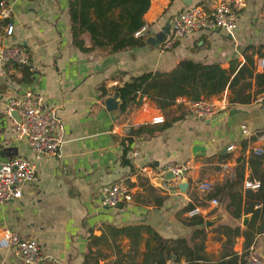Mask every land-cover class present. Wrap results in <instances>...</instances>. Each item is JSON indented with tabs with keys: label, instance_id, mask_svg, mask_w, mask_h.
I'll use <instances>...</instances> for the list:
<instances>
[{
	"label": "crops",
	"instance_id": "crops-1",
	"mask_svg": "<svg viewBox=\"0 0 264 264\" xmlns=\"http://www.w3.org/2000/svg\"><path fill=\"white\" fill-rule=\"evenodd\" d=\"M4 1L13 9L3 25L12 23L14 30L6 35L0 28V33L6 42L23 45L30 63L22 67L0 59V159L33 157L36 178L22 183L21 197L0 202V264H28L7 244L5 229L39 239L45 255L39 264H147V254L158 244L154 231L170 246L179 237L191 241L194 229L205 225L185 220L196 213L206 217L219 208L226 212V222L205 226L207 257L201 264L218 263L233 253L242 264H251L254 253L264 260V213L254 223L249 246L244 233L254 209L262 206L255 201V190L244 185L247 178H261L264 170V158L253 151L262 143L257 133L264 129V93L256 94L254 78L207 98L221 106L213 116H194L193 100L186 96L165 108L144 96L142 104L130 111L118 109L115 119L105 103L116 86L132 75L169 70L182 59L229 67L233 61L244 62L245 52L264 50V0H246L232 33L198 30L171 48L145 40L119 51L110 47L85 51L73 42L70 0ZM220 1L151 0L143 15L150 28L145 36L171 23L189 5L210 9ZM84 36L91 45L89 34ZM255 57L257 70H262L260 56ZM29 91L40 96L44 106L54 107L61 118L62 126L56 129L62 138L58 154L35 158L29 141L18 135L20 117L8 113L6 102L9 96ZM249 93L250 101H244ZM234 108L238 110L230 114ZM157 116L163 119L155 121ZM243 124L250 133L242 131ZM231 144L234 148L229 149ZM135 148L140 155L134 154ZM173 160L190 161L186 192L181 191L180 181L161 172ZM225 162L236 174L223 168ZM204 181L211 182L210 190L200 187ZM118 182L128 184L133 199L117 206L103 204L102 187ZM211 192L216 195L207 197ZM214 197L217 204L211 202ZM233 199L240 206V217L231 213ZM189 203L195 208L186 209ZM225 224L240 225L242 232L229 237ZM167 252L175 254L173 249L163 254ZM174 257L167 264H175ZM180 259L185 262L186 254Z\"/></svg>",
	"mask_w": 264,
	"mask_h": 264
},
{
	"label": "trees",
	"instance_id": "trees-1",
	"mask_svg": "<svg viewBox=\"0 0 264 264\" xmlns=\"http://www.w3.org/2000/svg\"><path fill=\"white\" fill-rule=\"evenodd\" d=\"M150 3L151 0H70L69 12L72 21L73 42L85 51L106 47H110L112 51H119L126 47L144 44L145 38L135 36L134 32L145 23L143 15L149 8ZM86 33L90 36L91 45L86 44L84 36ZM256 53L260 58H264V50L260 48L258 50L254 49L251 53L245 52L246 59L244 62L239 64V62L235 63L233 61L229 67L223 66L220 62L182 59L169 70H149L132 75L130 79L124 81L123 84H118L115 88V91L119 90L121 93L119 109L121 112L130 111L135 105L142 104L144 96L153 98L161 108L174 103L180 96H186L192 100L207 99L222 92L227 87L234 88L238 86L243 79L247 78L255 79L257 84L256 94L264 93V63L263 69L257 70ZM102 89L104 90V88ZM243 99L244 101H250L251 93ZM129 139L131 141L132 138ZM257 157L262 160L264 152ZM234 174H236L235 171ZM259 179L261 180V186L258 189H253L255 190L253 195L255 201L258 200L262 203V206L254 209L253 218L247 224V229L244 230L246 246L253 243L254 223L264 213V170L262 177ZM213 195L216 194L211 192L207 197H213ZM232 204L235 205V208L231 213L235 217H240L239 204L237 205L234 199L229 202V206ZM192 208H195L193 203H189L186 207V209ZM204 221L205 217L199 213L185 220L186 223L191 225L204 223ZM224 226L229 237L242 232L240 225L225 224ZM140 228H143V226L141 225ZM149 229L153 230L151 227ZM132 231L138 233L139 230L132 227ZM154 234L158 244L154 250L147 254V264H167V259L172 255H175V264H201V261L207 257L204 253L203 241L206 234L205 226L194 229L191 234V241L186 237L175 239V246L167 244L157 232L154 231ZM198 237L201 239L196 241ZM228 239L230 240V238ZM166 249L168 251L173 249L175 254L167 252L165 256L163 251ZM183 253L187 256L185 262L180 259ZM238 260L239 255L233 253L229 258L211 264H242Z\"/></svg>",
	"mask_w": 264,
	"mask_h": 264
},
{
	"label": "built area",
	"instance_id": "built-area-1",
	"mask_svg": "<svg viewBox=\"0 0 264 264\" xmlns=\"http://www.w3.org/2000/svg\"><path fill=\"white\" fill-rule=\"evenodd\" d=\"M246 4V0H221L215 7L206 9L202 4L189 5L172 18L171 30L166 39L162 42V48H171L178 40L192 34L198 30L223 29L234 32L238 27V18L241 8ZM0 28H5L6 35L11 34L14 25L8 23L3 25V20L10 16L12 5L4 0L0 1ZM150 28L143 24L135 30L134 34L145 38ZM0 59L3 61L17 62L22 67L30 63V56L25 47L17 43L5 41V35L0 33ZM264 63V58H260ZM7 111L10 114L13 110H18L20 120L17 122L18 135L26 138L31 144L35 158L43 154H58L61 149L62 138L56 133V129L61 127V118L54 107L44 106L42 98L33 92H26L23 95L9 96L6 102ZM190 111L194 116H213L221 111V106L209 99L202 98L191 102ZM162 116L155 117V121L162 120ZM245 134L250 133L247 124L242 125ZM262 143L253 148L257 154L264 152V129L257 133ZM234 148V144L229 145V149ZM136 156L140 155V150H133ZM223 168L228 173H233L234 169L228 163H223ZM190 168L189 160L168 161L161 168L162 173H173V177L178 181L187 177ZM144 170L150 171L144 166ZM36 178V165L33 157L17 155L9 159H0V202H5L11 198H18L22 195L21 185L23 182L32 181ZM244 185L252 189L261 186L259 178H247ZM200 187L210 190L211 182L204 181ZM102 202L108 206H117L125 201L133 199V192L128 184L124 182L112 183L102 187ZM211 202L217 204L218 198H211ZM4 239L7 244L13 246L28 264H39L44 258L40 241L37 237L24 238L11 229H5ZM251 264H264V260L258 254H251Z\"/></svg>",
	"mask_w": 264,
	"mask_h": 264
},
{
	"label": "water",
	"instance_id": "water-1",
	"mask_svg": "<svg viewBox=\"0 0 264 264\" xmlns=\"http://www.w3.org/2000/svg\"><path fill=\"white\" fill-rule=\"evenodd\" d=\"M170 30H171V23L167 22L164 26H162L161 30L148 34L145 37V40H146V42H148L154 46H160L162 44V42L166 39ZM105 103H106L107 108L110 111V114L115 119L118 115V109L120 108V105H121V93H120V91L116 90L112 94L108 95L105 98ZM237 110L238 109L234 108L229 113L231 114L232 112H235ZM11 114L12 115L16 114V115H18V117H20L18 110L11 111ZM169 174H170V176H173L172 172H170ZM178 185L181 188L182 192H186V190L189 186V181L187 179L181 180ZM224 212H225L224 210H221L219 208L217 211L206 216L204 223H201V225H205L207 228H210V227L218 225L220 222H226V217L223 214ZM244 219H247V217H245ZM244 222H246V221L244 220Z\"/></svg>",
	"mask_w": 264,
	"mask_h": 264
}]
</instances>
